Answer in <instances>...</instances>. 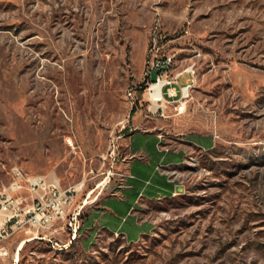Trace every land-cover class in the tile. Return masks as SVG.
I'll list each match as a JSON object with an SVG mask.
<instances>
[{"label": "rangeland", "instance_id": "obj_1", "mask_svg": "<svg viewBox=\"0 0 264 264\" xmlns=\"http://www.w3.org/2000/svg\"><path fill=\"white\" fill-rule=\"evenodd\" d=\"M162 53L196 68L184 110L144 100ZM134 125L187 156L180 190L144 206L152 231L128 242L88 224ZM14 165L76 194L46 227L20 209L0 264H264V0H0V189ZM22 184L13 195L35 206Z\"/></svg>", "mask_w": 264, "mask_h": 264}, {"label": "crops", "instance_id": "obj_2", "mask_svg": "<svg viewBox=\"0 0 264 264\" xmlns=\"http://www.w3.org/2000/svg\"><path fill=\"white\" fill-rule=\"evenodd\" d=\"M125 141L121 185L105 196L88 225L97 226L95 233L102 230L136 242L154 228V222L143 217L146 203L169 198L180 190V180L173 174L185 162L187 149L163 143L160 133L136 125L129 127ZM189 141L201 147L215 144L213 137L203 135Z\"/></svg>", "mask_w": 264, "mask_h": 264}, {"label": "built area", "instance_id": "obj_3", "mask_svg": "<svg viewBox=\"0 0 264 264\" xmlns=\"http://www.w3.org/2000/svg\"><path fill=\"white\" fill-rule=\"evenodd\" d=\"M173 64V56L167 53L155 54L147 62L144 71L145 86L143 95L144 100L149 103L148 108L152 112L156 110L151 109L154 104L157 105V109H162L164 104H173L174 108L179 111L184 110L186 106V99L189 97L195 83L196 68L193 64H190L184 69L174 71ZM153 72H155L154 77ZM184 73H188L189 78L186 83L182 84L180 78ZM133 92V90H130V96H133ZM9 173L12 181L9 185L0 189V211L8 210L12 212L13 210V212L0 224V257L9 253V250L1 244L3 238L9 234L8 227H6L8 223L20 221L29 225L39 224L46 227L51 219L64 215L65 205L70 203L76 194L75 188L62 189L55 181H50L45 175H25L17 165L12 166ZM23 179L31 193L38 194L35 206L26 207L24 199L21 196H14L12 193L23 186ZM50 196L53 200L46 202ZM20 209L23 211L24 217L16 221L14 218L18 215ZM21 246L20 244L16 250L17 255Z\"/></svg>", "mask_w": 264, "mask_h": 264}, {"label": "bare ground", "instance_id": "obj_4", "mask_svg": "<svg viewBox=\"0 0 264 264\" xmlns=\"http://www.w3.org/2000/svg\"><path fill=\"white\" fill-rule=\"evenodd\" d=\"M128 93H129V95H130V90H129V92H128Z\"/></svg>", "mask_w": 264, "mask_h": 264}, {"label": "trees", "instance_id": "obj_5", "mask_svg": "<svg viewBox=\"0 0 264 264\" xmlns=\"http://www.w3.org/2000/svg\"><path fill=\"white\" fill-rule=\"evenodd\" d=\"M144 85H145V83H144Z\"/></svg>", "mask_w": 264, "mask_h": 264}]
</instances>
